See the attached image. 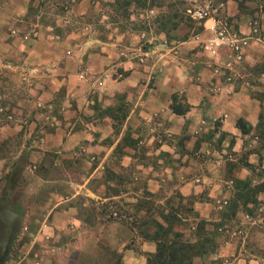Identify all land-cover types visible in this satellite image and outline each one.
Listing matches in <instances>:
<instances>
[{
    "label": "rangeland",
    "instance_id": "obj_1",
    "mask_svg": "<svg viewBox=\"0 0 264 264\" xmlns=\"http://www.w3.org/2000/svg\"><path fill=\"white\" fill-rule=\"evenodd\" d=\"M82 1L84 0H0V40L12 44L20 35H33L37 28L44 39L50 40V37H57L55 42L61 45V49L67 56L73 57L79 53L83 44L90 43L94 48L95 36L100 41L96 42V46L102 43L120 42L122 46H125L121 47L124 50L122 52L124 57L137 54V51L133 50L137 49L138 56L134 58L143 63L144 56L148 58L146 53L152 46V37L155 34L165 33L170 39L176 34L175 38L178 40L197 36L195 34L199 30L188 15V10L198 4H203V0H86L87 6L78 9ZM240 1L242 3L252 1L254 8L257 9L254 12L256 14H252L253 18L249 26L251 32L255 28L258 31L251 33V36L243 35L249 40L254 37L258 40L256 42L264 43V18L261 17V14L264 17V0ZM215 2L217 5L223 4L228 14L227 0H215ZM81 11L86 13L80 14ZM229 19L233 26V19L231 17ZM132 34L139 35L141 38L137 47L130 46ZM120 38L121 41H119ZM206 43L207 41L204 43V50L213 63L220 55V51L225 49L227 59L225 67L231 71L242 69L243 74L241 75L240 72L242 77L237 82L245 86L250 90L251 95L261 101L264 112V45L262 44L263 47H261L263 55L260 62L247 68L250 65L244 63V56L241 61L235 60L226 48H221L216 54H212L206 50ZM28 44H30L29 41ZM5 60L18 64L15 59ZM4 63L6 61L1 63L0 67L4 71L10 70L7 63ZM219 66L223 65L214 64L213 68L217 71ZM222 69L225 68L222 67ZM33 78H29V81L21 77L14 78L4 75L0 78L3 81L0 89V131L12 123V120L7 117L13 113L6 106L15 107L20 102L22 93L28 92ZM179 95L180 97L185 96L180 93ZM63 97L64 93L60 92L55 101L59 102ZM70 104V108L76 107L72 100ZM79 119L81 120H74L66 128L73 131L89 130V126L96 123L92 118L90 120L83 115ZM215 123L217 129L219 121ZM124 124L125 122H122L119 129H115L114 135L112 134L104 141L106 145L114 139H119ZM124 132L118 147L107 159L105 168L92 178L89 177L100 161L98 158L101 157L100 154L84 153L85 160L90 163L88 165L83 164V158H81L83 155L71 157L65 154L63 157L62 154L49 150L45 155H40L36 150L37 147H34L31 149V154L27 157L25 154L24 158V153L19 152L21 144L19 138L9 137L4 142L0 141V159L6 160L3 162L0 160V204L12 211L14 220L16 219L19 226L18 234L15 235L3 264H129L128 261H133L132 255L144 256L148 252L145 250V242L136 237V232L131 230L128 224L131 219L122 216L118 221H111L108 216L100 215L102 204L110 202V199L105 197L111 195L115 189L121 190V196L114 198V202H117L123 211L134 213V204L137 200L150 192L154 194V197L148 200L156 204L155 209L158 208L157 206L177 209L179 199L176 196L180 192L181 181L169 178L170 173L166 172L165 168L162 169L163 164L159 163L162 154L152 152L161 140L169 145L171 143L169 139L164 140L162 135L158 139L157 136H153L155 133L148 129L141 130L138 138L128 131ZM38 136L35 130L33 135L22 138V141L28 146H37L36 143L41 146L42 138ZM251 139L246 140L248 150L238 158L247 157L249 159L250 155H247L249 150L261 148L262 142L260 143L255 137L258 144L254 147ZM176 143L181 151H186L184 149L185 135L177 138ZM127 147L132 150H127ZM167 154L168 156L166 154L162 156L166 165L173 162V159H168L172 154ZM127 155L133 157L132 163L128 166L124 165ZM187 155L190 157L189 160L196 161L204 168V171H199L200 173L192 171L191 174H187V179L196 174L198 176L209 174L208 166L215 160L213 159L215 157L203 154L198 156L191 151H188ZM227 157L231 159L234 156L228 154ZM150 168H153L151 173H146ZM157 172L160 173L156 177L160 179V188L150 191L151 186L148 185L150 177ZM162 172L165 175H162ZM114 174L118 175L119 180ZM252 176L255 184L264 182L262 169H257ZM120 180L123 181L122 184H118ZM229 180L228 177L227 181ZM229 185H231V193L235 194L233 182L230 181ZM53 194L59 196L60 199H54L51 202L50 198L52 199ZM62 197L68 201L61 203L63 202ZM168 202H171L169 207ZM59 203L61 204L58 205ZM52 210L59 212L71 210L72 214L69 213L63 217L59 224L60 227L53 230ZM220 212L217 209L212 219L217 223H223L220 229L223 244L234 241L239 243L238 255L251 254L264 257V226L262 223L264 201H260L252 217L241 213L233 220L221 221ZM145 214L143 212L142 216ZM178 228L189 235L190 231L185 227L179 226ZM127 254L131 255L127 257L128 259ZM219 254L220 250L208 257L206 261L222 260V264H235V257H219ZM201 262L202 260H197V263Z\"/></svg>",
    "mask_w": 264,
    "mask_h": 264
},
{
    "label": "crops",
    "instance_id": "obj_2",
    "mask_svg": "<svg viewBox=\"0 0 264 264\" xmlns=\"http://www.w3.org/2000/svg\"><path fill=\"white\" fill-rule=\"evenodd\" d=\"M87 4L86 0L82 1L78 9H82L81 7ZM227 5V15L233 19L234 29L251 36L249 22L253 18L252 14H256L254 12L257 10L254 8V3L227 0ZM83 13L86 12H80ZM261 17L264 18L262 14ZM195 24L199 30L195 34L198 38L193 35L188 39L178 40L175 38L176 34L171 39L165 33L155 34L152 37V46L146 53L148 58L144 56L143 63L134 58L138 56L137 49H133L137 51L135 56L124 57L122 53L124 50L121 47L125 46L120 42L102 43L96 46V42L100 41L95 36L94 48L90 43L83 44L79 53L73 57L63 52L61 45L55 42L57 37L44 39L37 28L33 35H20L12 44L0 40L2 41L0 64L6 61L10 69L4 71L0 67V78L4 75L23 79L24 73H28L30 78L34 77L28 92L22 93L20 102L15 107L6 106L13 113L10 115L11 118L7 117L12 123L2 128L0 141L4 142L9 137L19 138L21 140L19 152L24 153V158L25 154L26 157L31 154V149L34 147H37L36 150L40 155H45L48 150L60 153L63 157L65 154L71 157L83 155L82 162L88 165L90 163L85 160L84 153L100 154L101 157H98L100 161L89 177L92 178L105 168L107 159L121 142L124 131L138 138L141 130L148 129L155 133L154 137L160 139L162 135L164 140L171 141L167 145L161 140L158 147L152 150L162 156L165 154L168 156L167 153L172 154L168 159H173V162H169L168 165L160 156L159 163L163 164L162 169L165 168L166 172L170 173L169 178L181 181L179 189L183 196L198 198L194 203V209L200 217L215 222L212 216L218 209L217 202L232 197L231 185H229L231 179L244 180L253 177L252 173L240 163L242 159L238 156L248 150L247 139L252 138L256 147L258 142L254 136L255 131L251 135H243L236 125L237 121L244 118L256 127L263 106L258 98L251 95L250 90L237 82L242 77L240 76V72L241 75L243 74L242 69L231 71L225 67L227 61L225 49L220 51V55L214 60L215 63L205 52L204 43L211 37L207 28L212 21ZM140 39L139 35L132 34L130 46L137 47L141 42ZM249 41L244 54V63L250 65L247 68L260 62L263 55L261 47L264 45L256 42L258 40L254 37ZM5 59H15L18 64ZM214 64L223 66H219L216 71L213 68ZM80 74H84V78H81ZM2 83L1 79L0 89ZM60 92L64 93V97L59 102L55 101ZM179 93L184 94L187 102L192 106L185 116L177 115L171 109L172 98ZM71 100L76 107L70 108ZM120 106L126 107L127 110L123 132L119 139H114L106 145L104 141L114 135L115 129L113 119L109 116L103 117L101 114L103 110ZM81 115L88 119L92 118L96 123L89 126V130L73 131L66 128L74 120L80 121ZM217 121L219 126L216 129ZM35 130L39 134L38 137L42 138L43 144L28 146L22 138L33 135ZM182 135L186 136L184 148L186 151H181L176 143L177 138ZM232 141H234L233 145H231ZM126 149L132 150L129 147ZM188 151L198 156L203 154L215 157L208 166L210 170L208 175L196 174L194 177L186 178V175L191 174L192 171H195L193 173L204 171L201 164L189 160ZM228 154L234 157L229 159ZM262 154L264 169V152ZM259 159L260 156L253 153L248 160L258 166ZM132 160L133 157L127 155L124 165H130ZM152 169L150 168L146 173H151ZM157 175L160 173H154L150 177L148 184L151 186L150 191L160 188V179L156 178ZM162 175L165 173L162 172ZM228 177L229 181H227ZM54 199L60 198L53 194L52 199L50 198L51 202ZM62 199L61 203L68 201L64 197ZM258 200L264 201V192L259 195ZM69 213L71 210L61 212L52 210L54 220L52 229L60 227L61 220ZM262 223L264 226V218ZM238 249L239 243L226 242L220 249L219 257H235V264H264L263 256L238 255ZM145 250L153 253L156 251V245L145 243ZM129 256L131 255L127 254L126 258ZM132 258L133 261H128L129 264H146L145 256L132 255Z\"/></svg>",
    "mask_w": 264,
    "mask_h": 264
},
{
    "label": "trees",
    "instance_id": "obj_3",
    "mask_svg": "<svg viewBox=\"0 0 264 264\" xmlns=\"http://www.w3.org/2000/svg\"><path fill=\"white\" fill-rule=\"evenodd\" d=\"M192 106L187 102L186 97H180L175 94L172 98V111L181 116H185ZM103 117L109 116L113 119L114 129H119L122 122L127 117L126 107L110 108L103 110ZM237 127L243 135H251L255 131V137L262 144L261 148L249 150L247 155L256 153L260 156L258 166L250 163L248 158L241 160V164L246 167L252 174L257 169H263V152H264V112L259 116V122L254 127L249 121L240 118L237 121ZM232 141L231 145H233ZM118 178L117 174H114ZM119 180V178H118ZM253 177L247 179H232L233 187L236 193L227 200L226 206L220 209L221 221L226 219H235L238 214L243 213L251 216L258 209L260 201L258 197L264 192V182L255 184ZM120 180L118 184H122ZM109 189V188H107ZM121 196V190H113L109 198V203H103L99 212L101 216L109 217L111 221H118L122 216L131 219L128 222L132 231L136 232V237L142 239L145 243H154L156 251L153 253H145L146 264H222V260L206 259L216 254L221 249L223 223L212 222L200 217L194 209V203L198 200L195 196L186 198L180 192L177 194L179 199V207L171 209L167 207L157 206L149 201L154 194L147 192L145 197L137 200L134 204V213L123 211L122 207L114 202V198ZM92 201V200H91ZM121 201V200H120ZM187 201V202H186ZM168 207L171 202L167 203ZM155 206V208H154ZM155 210H154V209ZM152 209V210H151ZM143 212L146 214L142 216ZM117 214V216H114ZM158 215V216H157ZM179 226L185 227L190 231L189 235L184 230H179ZM197 260H202L197 263Z\"/></svg>",
    "mask_w": 264,
    "mask_h": 264
},
{
    "label": "built area",
    "instance_id": "obj_4",
    "mask_svg": "<svg viewBox=\"0 0 264 264\" xmlns=\"http://www.w3.org/2000/svg\"><path fill=\"white\" fill-rule=\"evenodd\" d=\"M188 15L197 24L212 21V24L207 28L211 34L206 43L207 51L216 54L221 48H226L232 53L235 60L241 61L243 59L245 48L249 45V38L234 29L223 4L217 5L215 0H203V4H198L193 9H189ZM257 31L255 28L252 33ZM80 77L84 78V74H80ZM29 78L28 73L23 74L25 81H29ZM226 204L227 201L219 202L220 208Z\"/></svg>",
    "mask_w": 264,
    "mask_h": 264
},
{
    "label": "flooded vegetation",
    "instance_id": "obj_5",
    "mask_svg": "<svg viewBox=\"0 0 264 264\" xmlns=\"http://www.w3.org/2000/svg\"><path fill=\"white\" fill-rule=\"evenodd\" d=\"M18 231V222L14 220L12 211L0 204V264L5 262Z\"/></svg>",
    "mask_w": 264,
    "mask_h": 264
}]
</instances>
